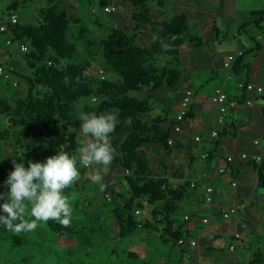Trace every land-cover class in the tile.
<instances>
[{
  "label": "trees",
  "instance_id": "obj_1",
  "mask_svg": "<svg viewBox=\"0 0 264 264\" xmlns=\"http://www.w3.org/2000/svg\"><path fill=\"white\" fill-rule=\"evenodd\" d=\"M34 1L37 0H17L6 11L10 15L22 3ZM120 1L133 5L135 28L133 31L113 29L103 42L105 63L118 76L113 81L106 76L101 80L97 69L90 62L77 57V46L69 40V34L72 27L79 25L81 21L62 7L61 0H47V5L40 7L36 25L19 21L16 25H7L8 30L3 32L7 40H11L12 45H27L28 51L22 55L31 69V76L23 77L30 84L27 96L15 100L5 111L10 123L8 129L13 131L19 144L15 159L29 166V161L46 162L48 157L58 154L61 149L70 156L76 155V149L84 137L76 106L79 99L92 98L96 101V110L86 108V111L100 114L115 110L120 120L110 134L112 145L116 149L112 169H122L130 194L117 208L122 227L120 237L130 236L137 228L142 229L150 223L148 217H155L158 225H165L162 231L154 227V230L161 232L163 243L168 239L177 243L182 234L176 228L173 216L184 194L179 187H170L164 178H157L151 172L148 156L143 150L146 145L155 144L169 153L172 146L168 141L173 136L168 128L144 122L142 116L152 110L146 100L135 99L130 93L144 89L156 90L164 85L174 88L179 83L183 77L182 72L174 67L179 64L180 48L185 43L184 18L177 16L172 22L153 21L145 7L152 0ZM145 27L157 32L160 40L153 45L141 47L136 41L141 29ZM157 56L171 57L174 62L166 63L160 69L156 66ZM240 60L234 67L235 72L238 71ZM6 68L11 67L6 65ZM12 73L15 74L14 70ZM245 97L243 95V99ZM191 115L190 109L186 119ZM129 117L132 123L127 125L125 121ZM159 122L160 120L157 123ZM224 134L226 130L219 132L220 136ZM253 167L258 170L259 186L264 188L262 167L256 164ZM229 169L233 170V167L230 166ZM186 187L188 184L184 189ZM156 202H161V206L155 207L149 212V216L147 212L143 221L139 220L135 209H148L147 205L151 206ZM46 223L56 234L76 233L73 228L65 227L58 221L49 220ZM0 240L8 242L17 253L26 244H39L18 234H8ZM260 256L264 257V254ZM57 259L58 264H73L68 258L59 255ZM21 261L13 264H31L29 258ZM253 264L264 263L255 260Z\"/></svg>",
  "mask_w": 264,
  "mask_h": 264
},
{
  "label": "crops",
  "instance_id": "obj_2",
  "mask_svg": "<svg viewBox=\"0 0 264 264\" xmlns=\"http://www.w3.org/2000/svg\"><path fill=\"white\" fill-rule=\"evenodd\" d=\"M118 1L123 4L115 11L120 26L116 29L133 31L135 9L130 2ZM12 4L4 3V10ZM67 4L73 7L76 1L67 0ZM99 4L110 7L105 0H99ZM145 7L153 21L184 18L185 43L180 48L179 63L190 73L181 80L179 104L188 84L194 91L192 115L183 123L182 133H172L176 116H171L169 124L166 120L163 123L164 127L169 126L165 129H169L174 144L169 153H164L167 164L163 166L162 178L173 188L179 187L184 194L179 204L186 207V213L174 215L180 238L186 237L185 245L176 247L184 253L193 251L186 258L187 264H253L255 260L264 263V257L260 256L264 249V188L259 186L258 170L253 163L239 159L243 153L264 152V93L254 98L253 106L245 105L242 99L222 126H217L216 110L210 102L217 87H223L231 97L248 95L239 88L241 83L252 82L264 88V0H152ZM6 12H2L3 18L8 16ZM3 23L1 20L0 25ZM159 40L158 33L148 27L142 28L137 37L141 47ZM6 41L7 38H0V57L11 50L6 48ZM237 51L243 52L238 71L233 70V78L226 80L223 63ZM173 62L171 57L166 58V63ZM206 129L226 130V134L201 147L193 137ZM255 140L261 141L259 148L254 145ZM203 150L208 154L206 160L200 158ZM228 156L236 157L233 164H226ZM260 166L264 173V162ZM223 167H227L225 174H218ZM202 173L208 174L205 181L196 188L189 187V182ZM205 186L215 188L211 204L206 203ZM233 206L237 207V216L225 220L223 210ZM185 216L191 220L186 221ZM204 218L207 223L202 222ZM240 232L243 239L235 240V234ZM191 239L197 242L194 248L188 243ZM230 244L235 246L234 251L229 250ZM237 250L239 255H235Z\"/></svg>",
  "mask_w": 264,
  "mask_h": 264
},
{
  "label": "rangeland",
  "instance_id": "obj_3",
  "mask_svg": "<svg viewBox=\"0 0 264 264\" xmlns=\"http://www.w3.org/2000/svg\"><path fill=\"white\" fill-rule=\"evenodd\" d=\"M75 1L76 4L73 7L67 4V0L61 1V4L69 14L81 21L79 25L72 27L69 34V40L77 46V57L90 62L96 69L104 68L103 70L108 80L118 79L116 73L105 63L103 57L104 40L112 29L120 27L117 24L118 13L105 12L104 4H99V0ZM105 1L110 7H115L116 9L123 4L118 0ZM8 2L9 4L13 3L12 6H14L17 0H0V16L2 12H6L3 4ZM45 5H47V0L22 3L21 7L14 11L13 14L18 15L21 23L36 25L39 20V9ZM8 14L6 12L5 16ZM8 16L5 18L1 16L0 22L1 20L6 22ZM0 38L5 40L7 36L0 32ZM136 44L139 45L138 41H136ZM9 49L11 50L5 51L4 56L0 57V65L10 66L15 72V74L12 73V78L9 81H4L0 77V194H5V199H0V206L5 203L6 194L10 190L5 181L10 172L14 170L15 151L19 149V144L14 138L13 131L8 129L10 123L5 111L7 106L14 104L15 100L27 96L30 84L23 77L31 76V69L23 59L19 46L11 45ZM10 52L12 56H9ZM166 58L165 56H157L156 66L163 69L166 66ZM174 68L181 71L183 77L190 73L189 70H184L180 63ZM183 77L174 88L161 87L154 92L151 89H144L140 93H130V96L135 99L146 100L152 110L142 116L144 122L158 124L163 129L169 127L168 125L165 127L163 125L169 124L167 121L170 122L172 120L171 116L173 117L177 114V108L180 105L178 99L183 89L181 82ZM96 106V101L92 100V98L84 97L79 99L76 107L80 114L94 112H89L85 109L96 110ZM158 120H160L159 123H157ZM165 120L166 123L163 124ZM88 139L89 137L84 136L81 142H86ZM143 150L148 156L151 172L157 178L163 177L165 171L163 166L167 164L164 154L166 151L155 144L146 145ZM25 167H28V164H25ZM97 167L100 166L93 165L90 168H85L78 162L77 168L80 178L70 187L64 189V195L70 197L71 206L74 209L69 226L76 233L59 235L53 232L47 223L39 222L38 227L34 231L18 234L39 244H26L17 253L15 252L16 249L8 242L0 240V264L22 262L23 258H29L31 264H58V255L68 258L73 264H187L186 258L187 256H192L193 251L182 252L181 248L176 247L177 243H174L173 239H168L166 241L168 244L163 243L160 231L165 228V225H158L155 217H148L150 223H147L144 228H137L126 238L120 237L122 227L117 208L130 195L124 181V173L121 168L119 170L112 169L111 164L108 173L104 175L103 183L105 187L102 191L99 185L93 184L90 180V176ZM185 178L187 179L188 177L186 176ZM73 195L75 197L74 200L71 199ZM161 204V202H156L151 206L147 205L148 216L149 212H152L155 207H159ZM156 213L158 217V211ZM184 213H186V207L179 204L175 214L180 217ZM3 215L6 214L0 207V216ZM173 219L177 223L174 216ZM154 227L160 231L154 230ZM8 234L16 233L8 231L3 224H0V238ZM262 236L264 239V234ZM53 252H56V254H53ZM239 253L237 250L235 255H239ZM131 254L134 256H131ZM261 254H264V249L261 250Z\"/></svg>",
  "mask_w": 264,
  "mask_h": 264
},
{
  "label": "clouds",
  "instance_id": "obj_4",
  "mask_svg": "<svg viewBox=\"0 0 264 264\" xmlns=\"http://www.w3.org/2000/svg\"><path fill=\"white\" fill-rule=\"evenodd\" d=\"M78 119L81 133L89 137L76 149V155L61 151L47 158L46 162L13 160L14 170L10 172L5 184L10 190L2 210L6 215L0 216V224L16 234L34 231L39 222L58 221L67 227L73 214L70 197L64 195V189L70 187L80 178L77 163L85 168L97 165L90 176L93 184L104 190V175L108 173L116 149L113 147L110 134L120 123L115 110L100 114L96 112L80 113ZM125 123H132L129 117ZM74 195L71 197L74 200ZM5 199V194H0Z\"/></svg>",
  "mask_w": 264,
  "mask_h": 264
},
{
  "label": "built area",
  "instance_id": "obj_5",
  "mask_svg": "<svg viewBox=\"0 0 264 264\" xmlns=\"http://www.w3.org/2000/svg\"><path fill=\"white\" fill-rule=\"evenodd\" d=\"M104 11L107 13H112L116 11V8L114 7H106L104 8ZM19 21L18 15L17 14H10L8 16V20L0 25V32H6L8 30V24L10 25H16ZM12 45L11 40L6 41V48H9ZM20 51L22 53H25L28 51V47L25 44H21L19 46ZM243 55L242 51H237L233 54H230L226 57L224 63H223V69L225 70V78L226 80H231L234 76V67L238 62V59ZM12 68L7 69L6 66L0 65V77L3 78L4 81H9L12 78ZM98 71V76L100 77L101 80L105 79V71L103 69H97ZM239 88L243 91H245L248 95L243 99V95H239L237 97H231L228 95V93L225 91L223 87H217L214 89L211 97H210V102L214 106L216 110V124L217 126H222L226 123L227 116L230 111L233 109L237 108L241 100L243 99V102L247 106H253L254 103V98L257 96H260L264 93V88L262 86L256 85L252 82L243 84L241 83L239 85ZM194 101V91L190 84L186 87L184 91V96L180 102L179 105V110L178 113L176 114L175 117V123L172 127V133L174 134H181L183 129L182 125L186 120L187 114L190 110V107ZM219 137V130H210L206 129L204 132L200 134H196L193 137V140L196 144L202 146L207 145L211 140H214ZM168 144L172 146L174 144V138H170L168 141ZM254 145L256 147L261 146V141L260 140H255ZM200 158L202 160H206L208 158V154L203 150L200 153ZM236 157L235 156H228L226 158V164H233L235 161ZM239 159L242 162H247V163H253L258 166H260L264 162V152L259 151L258 153H255L253 155H250L248 153H243L239 155ZM91 167V166H90ZM87 167V168H90ZM227 170V167L219 168L218 169V174L223 175L225 174ZM208 176L207 173H202L199 176H197L192 182H191V188H196L200 183H203ZM234 186H236V183H233ZM205 192H206V203L211 204L213 201L212 195L215 193V188L212 186H205ZM108 198H110L109 195H107ZM136 216L138 217L139 220L143 221L145 219V216L147 215V209H139L136 210L135 212ZM237 216V207L233 206L230 208H227L223 210L222 212V217L225 220H229L232 218H235ZM185 220L189 221L191 220L190 216H185ZM203 223H207L208 219L204 218L202 220ZM243 239V233H236L235 234V240H242ZM186 243V240L181 238L178 240L177 245L178 246H184ZM188 243L190 244L191 247H196L197 242L194 239L188 240ZM230 251L235 250V246L233 244H230L229 246Z\"/></svg>",
  "mask_w": 264,
  "mask_h": 264
}]
</instances>
